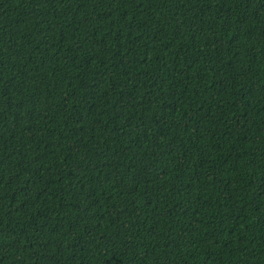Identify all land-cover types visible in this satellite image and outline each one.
Returning <instances> with one entry per match:
<instances>
[{"label": "trees", "instance_id": "trees-1", "mask_svg": "<svg viewBox=\"0 0 264 264\" xmlns=\"http://www.w3.org/2000/svg\"><path fill=\"white\" fill-rule=\"evenodd\" d=\"M0 264H264V0H0Z\"/></svg>", "mask_w": 264, "mask_h": 264}]
</instances>
